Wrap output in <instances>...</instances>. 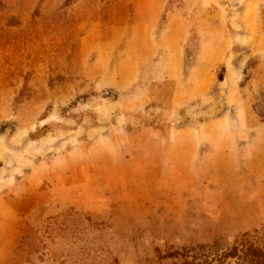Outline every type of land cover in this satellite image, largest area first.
Masks as SVG:
<instances>
[{
    "label": "rangeland",
    "instance_id": "1",
    "mask_svg": "<svg viewBox=\"0 0 264 264\" xmlns=\"http://www.w3.org/2000/svg\"><path fill=\"white\" fill-rule=\"evenodd\" d=\"M255 232L264 0H0V264L211 260Z\"/></svg>",
    "mask_w": 264,
    "mask_h": 264
},
{
    "label": "trees",
    "instance_id": "2",
    "mask_svg": "<svg viewBox=\"0 0 264 264\" xmlns=\"http://www.w3.org/2000/svg\"><path fill=\"white\" fill-rule=\"evenodd\" d=\"M260 233L255 232L254 235L246 236L233 253L223 255L215 254V257L209 260L210 256L201 254L199 257L191 256L190 253H175L165 258H174L176 261L171 264H224V260L228 257L236 258L234 264H264V237L259 236ZM179 258L185 259L182 263H178ZM191 258V261L187 259Z\"/></svg>",
    "mask_w": 264,
    "mask_h": 264
}]
</instances>
